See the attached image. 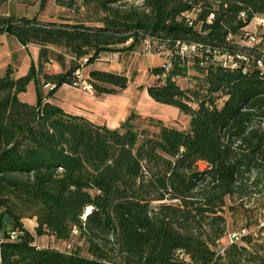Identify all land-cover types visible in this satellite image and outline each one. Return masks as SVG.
Instances as JSON below:
<instances>
[{"label":"trees","instance_id":"16d2710c","mask_svg":"<svg viewBox=\"0 0 264 264\" xmlns=\"http://www.w3.org/2000/svg\"><path fill=\"white\" fill-rule=\"evenodd\" d=\"M7 1L41 8L47 2L0 5ZM54 2L79 18L0 15V35L40 47L26 74L14 77L11 65L0 71V264H264V225L257 227L264 204L257 207V231L230 244L235 230L224 215L227 199H264V77L256 63L264 50L239 39L264 16V0ZM146 41L150 54L166 58L151 69L147 93L188 115L186 129L151 119L157 128L151 132L134 123V113L110 128L41 97L46 83L55 86L46 98L72 85L83 56L90 55V65L100 54ZM183 43L198 48L181 54ZM51 48L71 56L69 69L43 72L48 61L64 58ZM189 69L196 74L182 87L177 78ZM86 78L97 96L118 94L129 83L124 74L98 69ZM31 82L33 104L19 98ZM34 217L36 236L66 247L34 244L22 223ZM11 231L21 234L11 240Z\"/></svg>","mask_w":264,"mask_h":264},{"label":"rangeland","instance_id":"374dc122","mask_svg":"<svg viewBox=\"0 0 264 264\" xmlns=\"http://www.w3.org/2000/svg\"><path fill=\"white\" fill-rule=\"evenodd\" d=\"M129 2H133L134 4L139 3V1ZM0 15L14 18H36L40 22L59 21L60 16H70L72 19L79 18V16L75 15L72 11H67L64 8L57 6L54 0H47L43 8L40 7L38 2L33 5H26L16 1H7L0 5ZM245 31L246 32L239 35L240 44L250 45L249 35H253L255 41L251 44L257 46L261 50H264V16H257L253 18L251 23L245 28ZM142 47V43L140 42L133 50L130 51L111 52L110 57L102 54L100 59H97L93 64H85L83 66V75L87 77L91 69L97 68L98 70L124 74L128 77L129 83L127 88L120 91L116 96H111L112 100L115 102L113 107L115 109L117 108V102H127V108L122 116L123 119L128 117L130 113H134L137 116L133 120L134 123L138 126L147 127L151 132L157 131V128L151 124V119L153 121L159 120L164 125L170 127L186 129L189 122L188 115L182 113L175 106L156 102L148 95L147 87L155 80V76L151 73V69L166 63V58L156 54L144 52ZM194 74H196L195 71L193 69H189L186 76L177 78V80L182 87H188L192 84L191 79ZM86 91L90 92L99 99H103L107 96L103 94L98 96L95 95L92 86ZM59 93L60 95H63L65 92L61 90ZM65 98L66 99L63 101L67 103L71 102V104H76L77 102L86 105L90 104V102L85 101L81 97L66 96ZM56 99L53 98L52 103L59 106L60 104ZM21 100L28 103H34L36 101L35 91L28 89L22 95ZM79 113L87 116L90 120L99 124H104L105 122L108 124L109 122V120L106 121L101 119L99 116H92L85 112V110H80ZM205 167V163H199L200 169H204ZM226 202L227 205L224 209V215L230 229L237 231L242 227H247L249 230L255 232L257 231V228L254 225L258 215V213H256L257 207L264 204V199L257 196L255 199H244L242 202L231 199H227ZM230 206H232L233 210L229 209ZM245 209H248V211H245ZM76 242L77 240L73 239L70 244L71 247ZM47 245L55 246L60 249H64L66 247V244L63 241H56L53 238H48Z\"/></svg>","mask_w":264,"mask_h":264},{"label":"crops","instance_id":"0c3cea01","mask_svg":"<svg viewBox=\"0 0 264 264\" xmlns=\"http://www.w3.org/2000/svg\"><path fill=\"white\" fill-rule=\"evenodd\" d=\"M51 49H53L57 53L63 54L64 58L60 61L57 60L56 58L48 61L45 67L43 68V72L47 74H56V73L64 72L67 69H69L72 59L71 56L66 54V51L64 49L61 48H51ZM39 51H40V47L38 45L30 44L25 47L21 45L14 36L6 33L1 34L0 35V71H4V69L8 65H11L12 68L14 69V74H13L14 77H19L26 74L32 62L35 65H37L39 61ZM93 69H97V68H93ZM28 89L35 91L36 99H37V93L35 90L34 83L31 82L27 86L26 91ZM61 90L64 91L66 94L64 93L63 95H60L59 92ZM25 92L19 94L20 99ZM40 93L43 100L49 101L51 103L53 102L52 100L53 98L55 99L57 98L56 100L59 102L60 104L59 106L61 108H64L68 113L80 115L90 120L87 116H84L83 114L81 115L79 113L80 110H85V112H87L92 116H99L101 119H104L106 121L109 120L108 124L106 122L104 124L110 128L117 127L122 121H124L127 118V117L125 119L122 118L125 109L127 108L126 101H122L121 103L117 102V108L116 109L113 108L115 102L112 100L111 96L113 95L116 96L117 94L107 95L103 99L102 98L99 99L96 98L90 92H87L86 90H83L81 88L73 87L70 84H62L61 86L56 88L53 95L48 98H46L48 94V89L42 87L40 89ZM66 96L81 97L85 101L90 102V104L86 105L78 102L76 104L75 103L71 104V102L67 103L63 101L64 99H66L65 98ZM92 122L96 123L94 121ZM22 223L24 228L34 235V244H36L38 247H53L60 249L55 246L47 245L48 238L55 239L53 236L44 235L38 237L35 235L34 229L37 225L35 217L23 218ZM1 236L2 233L0 232V239ZM56 241H60V240H56Z\"/></svg>","mask_w":264,"mask_h":264},{"label":"built area","instance_id":"2783aa9c","mask_svg":"<svg viewBox=\"0 0 264 264\" xmlns=\"http://www.w3.org/2000/svg\"><path fill=\"white\" fill-rule=\"evenodd\" d=\"M212 15L209 16V19H211ZM231 39V36H228L227 40H230ZM254 36L253 35H249V44L250 46H252V42H254ZM179 50H180V53L181 54H184V53H192V52H195L198 48V45L197 44H180L179 45ZM143 51L144 52H147V53H150L151 51V47L149 45V43L146 41L144 46H143ZM105 55H107V57H110V52L108 53H103ZM102 56V54L99 55V57L97 59H100V57ZM90 55H86V56H83L82 58H80L78 60V63H79V67L73 72V75H74V81L72 83V86L73 87H76V88H81L83 90H89L91 88V84L89 83V81L87 80V78L83 75V72H82V68L83 66L87 63L88 59H89ZM220 60H223L224 64L228 63V64H231L232 67L235 66V63H233L232 61V58L231 57H228V60L225 59H221V57H219ZM257 66L259 67L260 69V74L262 77H264V55H262L261 58H259L257 61ZM54 84H51V83H46L43 88H46L48 90H52L54 89ZM262 225H264V209L261 210V214H260V217H259V223H258V228L261 227ZM250 233V230H248L247 228H242L241 230L239 231H234V232H230L228 234V242L229 244L230 243H233V242H237L240 240L241 236L242 235H247ZM21 234V231H11L9 233V238L11 240H16L19 235ZM224 248L225 247H222L220 248V251L219 253L223 254L224 252Z\"/></svg>","mask_w":264,"mask_h":264},{"label":"water","instance_id":"95a60500","mask_svg":"<svg viewBox=\"0 0 264 264\" xmlns=\"http://www.w3.org/2000/svg\"><path fill=\"white\" fill-rule=\"evenodd\" d=\"M6 220H9V217H6Z\"/></svg>","mask_w":264,"mask_h":264}]
</instances>
